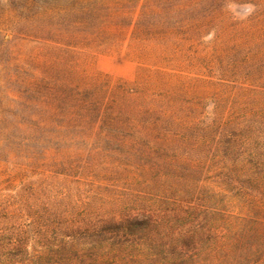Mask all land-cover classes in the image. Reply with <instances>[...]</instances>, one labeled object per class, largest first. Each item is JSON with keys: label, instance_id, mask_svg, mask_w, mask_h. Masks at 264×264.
Listing matches in <instances>:
<instances>
[{"label": "rangeland", "instance_id": "obj_1", "mask_svg": "<svg viewBox=\"0 0 264 264\" xmlns=\"http://www.w3.org/2000/svg\"><path fill=\"white\" fill-rule=\"evenodd\" d=\"M0 264H264V0H0Z\"/></svg>", "mask_w": 264, "mask_h": 264}, {"label": "clouds", "instance_id": "obj_2", "mask_svg": "<svg viewBox=\"0 0 264 264\" xmlns=\"http://www.w3.org/2000/svg\"><path fill=\"white\" fill-rule=\"evenodd\" d=\"M247 8L249 9V13H251V11L254 10V6L253 5H248Z\"/></svg>", "mask_w": 264, "mask_h": 264}]
</instances>
